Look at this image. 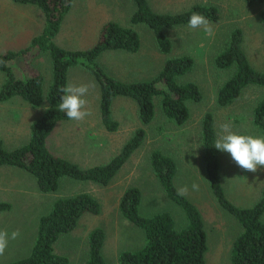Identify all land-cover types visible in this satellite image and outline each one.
Wrapping results in <instances>:
<instances>
[{"label": "rangeland", "instance_id": "rangeland-1", "mask_svg": "<svg viewBox=\"0 0 264 264\" xmlns=\"http://www.w3.org/2000/svg\"><path fill=\"white\" fill-rule=\"evenodd\" d=\"M96 1L103 3V9L98 11L99 18L96 17L92 22L95 27L90 25L84 29L83 26L79 27V24L82 25L81 16L71 25L67 22L77 3L73 0L70 10L63 18L66 25L57 36L58 39L54 40L57 45L68 50L86 49L99 37L96 33L97 26L104 25L108 20L117 21L121 26H131L130 16L135 9L131 0ZM83 2L88 3L89 0H82V7ZM148 2L154 11L169 14L184 12L195 4H211L217 6L221 19L219 22L210 21L213 29L211 36L202 28H189L188 24L165 28L164 32L171 41V51L168 54L159 51L153 31L147 25H132L139 34V49L136 52L104 51L98 56L97 64L107 75L121 82H138L154 78L163 67L165 59L189 55L193 58V65L188 73L178 78V82L195 83L201 92V100L188 103L189 118L185 123L177 125L165 117L160 107V97H155L154 118L144 126L139 119L137 104L128 97L117 96L111 103V115L117 121L118 128L116 131H107L101 121L98 81L91 72H86L80 66L70 68L67 84L93 85L86 97L92 114L83 121L68 119L58 122L48 139L47 147L50 152L87 168L107 163L140 126L146 131L145 139L107 185L63 177L59 180L56 191L41 193L31 174L16 169L25 173L23 182L30 193L21 201L12 200L11 209L0 211V231L10 234L19 230L21 233L18 239L9 241L4 255L0 256V264H8L28 256L36 237L39 217L50 210L56 198L80 192L89 193L96 198L101 209L98 214H84L71 232L61 234L53 244L54 252L66 256L69 259L68 264H81L87 259L88 233L95 227L102 228L105 233L101 253L107 264H119L117 257L122 250H136L143 246V231L126 220L118 209L119 199L129 187H137L141 192V216L149 217L158 212H168L174 220L176 230L185 227L187 221L182 208L167 196L150 167L149 157L154 149L175 160V186L178 190L187 188L184 196L202 214L207 238L205 264H231L229 257L232 243L241 232V225L217 203L210 191L203 170L200 126L203 114L210 111L214 117L216 139L221 133L220 125L223 123H229L235 133L263 137L252 125V110L264 98V89L246 87L231 104L218 105L217 91L233 70L217 68L214 59L224 48L231 31L240 28L243 34L242 47L249 62L255 69L264 71V27L259 18L260 12L264 10V3L248 5L245 0ZM43 22V14L38 7L0 0V53L6 49L17 50L27 46L31 38L41 31ZM82 30L87 37L81 34ZM79 32L80 36H77ZM70 44L72 47H68ZM12 68L20 77L42 73L44 91L51 83L52 66L47 52L33 51L22 61L13 62ZM4 80L5 74L0 71V85ZM46 105L44 100L40 107L33 109L35 118L42 114ZM19 110L21 113L28 112L26 108ZM6 112L9 115L6 105L0 104V113ZM3 116L0 118V138L9 135L4 130H8L11 124L10 120L8 124L5 123ZM9 146L8 143H3L4 149ZM219 158V175L228 200L239 207L253 206L260 199L264 187V166L252 173L241 169L229 153L219 151ZM193 184H197L199 189L193 190ZM33 191L35 192L32 193ZM261 219L264 222V213Z\"/></svg>", "mask_w": 264, "mask_h": 264}, {"label": "trees", "instance_id": "trees-1", "mask_svg": "<svg viewBox=\"0 0 264 264\" xmlns=\"http://www.w3.org/2000/svg\"><path fill=\"white\" fill-rule=\"evenodd\" d=\"M18 4H31L38 7L44 15L42 31L31 38L28 45L18 50H5L0 53V71L5 80L0 85V101L4 102L19 96L32 107H40L46 100L42 114L31 124V137L27 144L14 150L3 148L0 140V166L19 167L37 182L41 193L54 192L59 180L68 177L78 181H92L107 185L117 171L139 148L146 136L144 127H138L123 144L119 152L107 163L82 168L48 149L46 139L56 124L68 120L59 110L61 88L67 85L69 68L81 66L91 72L99 84L100 115L102 125L107 131H116L118 123L112 118L111 103L117 96L128 97L138 106L142 125H148L154 118V98L160 97V107L165 117L181 125L189 118V102H198L202 95L193 82L180 83L178 78L188 73L193 65L189 55L169 57L159 73L152 79L138 82H121L109 75L97 64L98 56L109 50L136 52L140 47L138 32L132 25L145 24L154 34L157 47L163 54L171 51V41L164 32L188 24L193 12L204 15L209 21L219 22L220 11L215 5L195 4L180 13H159L154 11L148 0H131L135 9L130 16L131 26H121L108 21L100 31L97 42L84 50H67L54 42L61 20L70 9L73 0H12ZM248 5L264 3V0H245ZM264 27V10L260 12ZM243 34L234 28L225 46L218 52L214 65L219 69H232L229 78L220 86L216 103L227 106L237 99L242 90L249 86L264 89V71L255 69L249 62L243 47ZM33 51L49 54L52 66V80L46 91L43 90V76L36 72L27 77L16 75L12 63L22 61ZM252 125L264 137V98L252 110ZM244 134V133H237ZM202 160L205 178L217 203L235 217L241 225L230 251L231 264H264V187L260 199L251 207L234 205L226 197L219 175V150L214 147L216 131L213 114H203L200 126ZM149 164L161 183L167 196L178 204L186 217V226L174 228V220L168 212H158L145 217L139 214L141 192L137 187L127 188L119 199L121 215L139 227L144 234V244L136 250H122L117 260L119 264H205L207 238L204 221L198 207L186 196L178 194L174 183L177 172L175 160L158 149L150 153ZM11 209L8 202H0V211ZM100 204L86 192L53 200L50 210L39 217L37 233L28 256L8 264H68L69 259L54 252L53 244L61 234L71 232L79 219L87 213L98 214ZM105 239L102 228L95 227L88 233L89 253L81 264H107L101 248Z\"/></svg>", "mask_w": 264, "mask_h": 264}, {"label": "clouds", "instance_id": "clouds-1", "mask_svg": "<svg viewBox=\"0 0 264 264\" xmlns=\"http://www.w3.org/2000/svg\"><path fill=\"white\" fill-rule=\"evenodd\" d=\"M188 27L191 29L202 28L209 36L213 35V29L210 21L202 14L193 12L188 21ZM93 85L88 83L73 84L69 83L61 88L64 93L61 96L59 110L66 114L68 119L74 121H83L92 113L88 106L87 95ZM221 133L215 140L214 147L222 152L229 153L232 160L243 170L255 173L258 168L264 166V137L237 134L231 130L229 123L220 125ZM193 190H198L197 184L192 185ZM187 188H182L178 194L184 195ZM19 230L0 231V256H3L10 240H16L20 237Z\"/></svg>", "mask_w": 264, "mask_h": 264}, {"label": "crops", "instance_id": "crops-1", "mask_svg": "<svg viewBox=\"0 0 264 264\" xmlns=\"http://www.w3.org/2000/svg\"><path fill=\"white\" fill-rule=\"evenodd\" d=\"M76 1H77V3L73 7L72 14L69 17V20H67L68 24L71 25L72 22L77 17L81 16L82 25L79 24V27L83 26L84 29L90 25L95 27L92 22L95 21L96 17L99 18L98 11L103 9V5H102L103 3L96 1V0H89L88 3L83 2V7H82L81 6L82 0H76ZM13 3H15V2H13ZM16 4H18V3H16ZM20 5H22V4H20ZM43 18H44V15H43ZM60 25H61V27L59 29H61V30H60V32L58 31L54 40L58 39L57 36L62 32L63 27L66 25V23H65V21H63V19L61 20ZM43 27H44V22H43ZM43 27H42V29H43ZM102 27H103V24L101 26H97L96 33L98 35L100 34ZM42 29H41V31H42ZM93 30H94V28H93ZM80 32L77 34V36H80ZM68 33H70V29L68 30ZM81 34H83L86 37L88 36L84 30H82ZM75 37H76V35H75ZM97 40H96V42H97ZM96 42H94L90 47H92ZM68 47H72L71 44ZM90 47H88V48H90ZM8 48H11V47H8ZM88 48H86V49H88ZM6 50H13V49H6ZM75 50H84V49H75ZM50 66H51V60H50ZM75 67L76 66L71 67V68H75ZM80 68H82L86 72H89L87 69H85L81 66H80ZM40 74L42 75V73H40ZM0 104H5L6 105V111L10 112L9 115L7 112L5 114L0 113V118L4 115L3 121L7 124H8V120H10V122H11L9 129L4 130V131H8L9 135L8 136L4 135L5 138H0L2 145H3V143H8L10 146L7 147L6 150H14V149H16L22 145L27 144L30 140V137H31V124L36 119L34 114L32 113L33 109L35 107H32L27 101H25L24 99H22L19 96H14V97H12L9 100L4 101V102L0 101ZM10 105L12 107H8ZM19 108H26L28 110V112L21 113ZM4 112H5V110H4ZM57 124H56V126H57ZM54 129H53V131H54ZM49 137H50V135L46 139V145L47 146H48ZM16 169L22 170V171L30 174L29 172H27V171H25L19 167L10 166V165L0 166V202H8L11 204V207H13L12 200L21 201L22 199L28 197L29 193H30L27 191L26 185L23 182V180L25 179V176H26L25 173H23L21 171H17ZM33 180H34V182H36V179L34 176H33ZM36 185H37V182H36ZM34 192L35 191H33L32 193H34Z\"/></svg>", "mask_w": 264, "mask_h": 264}]
</instances>
